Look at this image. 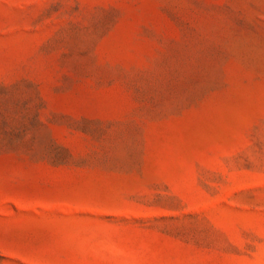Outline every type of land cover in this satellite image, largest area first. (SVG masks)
<instances>
[{"label":"rangeland","instance_id":"rangeland-1","mask_svg":"<svg viewBox=\"0 0 264 264\" xmlns=\"http://www.w3.org/2000/svg\"><path fill=\"white\" fill-rule=\"evenodd\" d=\"M0 264H264V0H0Z\"/></svg>","mask_w":264,"mask_h":264}]
</instances>
